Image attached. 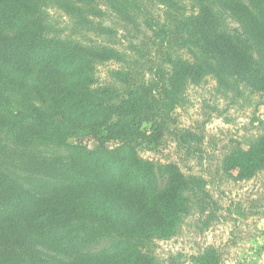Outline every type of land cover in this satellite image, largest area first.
<instances>
[{
	"label": "trees",
	"instance_id": "16d2710c",
	"mask_svg": "<svg viewBox=\"0 0 264 264\" xmlns=\"http://www.w3.org/2000/svg\"><path fill=\"white\" fill-rule=\"evenodd\" d=\"M49 1L0 0V264H154L150 242L172 235L191 210L204 214L206 193L200 176L141 158L135 147L171 128L189 83L210 76L264 95V0H195L192 11L158 0L174 27L160 32L192 57L175 55L170 43L149 78L112 70L119 85L99 82L96 64L130 62L125 53L54 33L44 19ZM57 2L82 11L85 28L94 25L86 13H101ZM219 9L239 23L245 42ZM97 25L98 34L108 30ZM225 158L240 176L252 175L264 168V137ZM105 237L113 240L108 249L81 251ZM191 264H213L211 254Z\"/></svg>",
	"mask_w": 264,
	"mask_h": 264
},
{
	"label": "rangeland",
	"instance_id": "374dc122",
	"mask_svg": "<svg viewBox=\"0 0 264 264\" xmlns=\"http://www.w3.org/2000/svg\"><path fill=\"white\" fill-rule=\"evenodd\" d=\"M58 1L73 8H99L101 15L85 12L94 21L92 27L85 28L78 25L77 15L82 11L50 0L43 6L44 19L54 33L85 45L113 46L130 61L97 62L95 75L99 82L119 85L112 70L122 68L151 77L157 64L165 59L170 43L175 55L192 57L185 47L177 50L175 36L168 40L160 32L161 25L173 32L174 27L169 16L172 10L158 0ZM179 1L186 11L197 9L195 0ZM219 11L229 33L245 42L246 35L239 23L225 10ZM98 23L109 31L98 34ZM170 117L171 128L157 141L137 145L136 153L156 163H177L184 172L200 176L206 193L205 212L198 215L196 209L191 210L172 235L150 242L154 264L196 263V258L206 253L211 254L213 264H264V168L242 177L238 168H228L225 158L235 149L247 150L256 138L264 137V95L243 84L224 87L208 76L188 84ZM149 125L145 123V129ZM83 143L91 145L92 140L85 137ZM154 170L159 179L166 177L156 165ZM20 174L22 181L30 185L31 179ZM111 243L112 237H105L86 243L81 251L99 252Z\"/></svg>",
	"mask_w": 264,
	"mask_h": 264
}]
</instances>
